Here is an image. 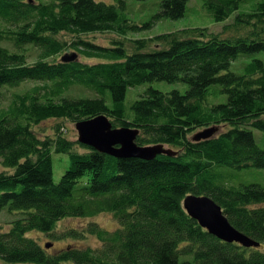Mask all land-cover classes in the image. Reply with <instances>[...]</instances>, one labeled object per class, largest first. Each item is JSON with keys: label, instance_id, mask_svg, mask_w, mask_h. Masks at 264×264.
Here are the masks:
<instances>
[{"label": "trees", "instance_id": "obj_1", "mask_svg": "<svg viewBox=\"0 0 264 264\" xmlns=\"http://www.w3.org/2000/svg\"><path fill=\"white\" fill-rule=\"evenodd\" d=\"M114 1L0 0V213L14 216L8 232L0 235V260L264 264V186L235 184L223 172L264 170V150L254 137V130L264 133V62L251 61L243 74L231 71L240 55L264 52V0H201L217 23L234 16L226 30L247 29L244 36L225 38L193 29L194 37L187 36L189 31L159 36L156 48L147 52L149 41L136 42L137 51L130 55L122 42L106 48L82 38L110 32L126 36L140 29L129 20L127 0ZM189 1L161 0L155 21L184 18ZM63 33L74 36V42L57 40ZM27 47L39 51L33 65ZM79 54L104 62L86 64ZM27 82L36 86L24 94L2 92ZM156 82L183 84L187 90L150 88L126 106L129 88ZM74 88L96 97L67 98ZM100 115L115 128L139 130L138 145H164L177 156L116 159L68 140L60 126L53 138L41 139L34 130L50 120L76 124ZM210 128L220 131L199 142L191 138ZM54 153L70 159L59 183L54 181ZM189 195L212 198L230 223L260 247L246 249L209 234L185 212ZM101 214L112 215L118 228L111 233L90 224L88 234L100 243L96 249L49 254L29 237L40 232L63 240L55 235L61 221Z\"/></svg>", "mask_w": 264, "mask_h": 264}, {"label": "rangeland", "instance_id": "obj_2", "mask_svg": "<svg viewBox=\"0 0 264 264\" xmlns=\"http://www.w3.org/2000/svg\"><path fill=\"white\" fill-rule=\"evenodd\" d=\"M28 1V0H26ZM38 3H49L54 0H31ZM98 2H104L106 4H115L114 0H96ZM161 0H148V1H137L127 0V14L129 20L133 26L139 27L137 31H129L126 36L119 35L117 33H97L91 35L82 36L85 41H89L94 45L113 48L119 45L116 42H122L125 50L130 55L137 51L136 42L141 40L149 41V47L145 49V52L156 48L158 43L154 42L159 36L183 33L184 31H191L193 29H208L209 34L220 35L225 38H233L244 36L248 31L247 29H241L236 31L234 29L226 30L228 25L234 23V16L225 22L217 23L208 13L202 5L201 0H190L187 5V12L184 18L180 20H160L155 21V17L160 11ZM196 33H191L187 36L194 37ZM59 41L67 42L72 44L75 37L70 34H60L56 36ZM151 40V41H150ZM6 48L12 47L6 42L3 43ZM28 64L33 65L38 62L39 51L34 47H27ZM74 52L68 51L67 54H73ZM79 60L86 64H98L104 61L98 59H89L85 56L80 55ZM60 59V57H59ZM259 59L264 62V52H258L255 54L240 55L231 65V71L236 74H243L245 67L253 60ZM36 86L35 82H27L21 85L19 88L14 90H3L2 92L7 96H11L12 93L24 94L32 87ZM158 89L164 92H170L172 90H179L184 93L187 90V86L183 84H169L166 82L146 83L144 85L129 88L126 96V106L129 108L135 101L139 100L144 93L150 89ZM67 98L71 99H86L95 98V94L88 92L82 88H74L66 94ZM225 98V97H224ZM224 98L220 99L218 103L223 102ZM211 104L214 102H210ZM60 126L61 133L70 141L76 142L79 139L78 132L76 130V124H73L67 120H50L42 123L39 126H35L34 130L38 137L45 139L47 136L53 138L55 133V127ZM204 130L195 133L198 134ZM220 131V130H219ZM222 131V129H221ZM254 137L259 148L264 150V133L254 130ZM194 138V135L191 136ZM167 149H172L166 147ZM78 151L83 152L80 147ZM176 150V149H175ZM54 161V181L59 183L63 174L69 168L70 159L68 155L64 154H53ZM4 168L0 164V172H3ZM224 174L235 184L241 185H260L264 186V170L257 168H248L241 171H235L232 169H223ZM184 202V201H183ZM184 208V207H183ZM14 220V216L11 215L7 210L0 213V235L8 232L11 227V223ZM96 224L100 228L107 232H114L118 228L116 219L110 214H101L92 219H66L61 221L57 225L55 231L56 236H65L63 240L52 238L46 234L40 232H32L29 237L35 239L49 254H59L66 249L73 247H81L85 249H96L99 247L95 236L88 234V228L90 224ZM51 245L49 249L46 246ZM0 264H7L0 260ZM72 264V263H69Z\"/></svg>", "mask_w": 264, "mask_h": 264}, {"label": "water", "instance_id": "obj_3", "mask_svg": "<svg viewBox=\"0 0 264 264\" xmlns=\"http://www.w3.org/2000/svg\"><path fill=\"white\" fill-rule=\"evenodd\" d=\"M78 142L95 151L116 159L136 158L152 161L160 155L177 156V152L164 145L140 146L137 138L140 131L132 128H115L110 119L100 115L93 119L76 123ZM218 128L206 129L193 140L199 142L212 138ZM186 213L209 234L228 244H239L246 249L259 248L260 243L238 231L224 214L223 209L208 196L189 195L184 199ZM51 245L46 246L49 249Z\"/></svg>", "mask_w": 264, "mask_h": 264}]
</instances>
